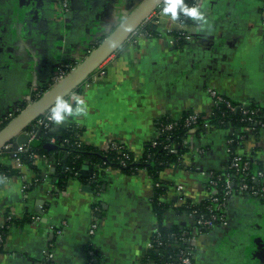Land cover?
I'll return each instance as SVG.
<instances>
[{
	"label": "crops",
	"instance_id": "crops-1",
	"mask_svg": "<svg viewBox=\"0 0 264 264\" xmlns=\"http://www.w3.org/2000/svg\"><path fill=\"white\" fill-rule=\"evenodd\" d=\"M142 1L70 0V17L64 19L54 0H23L18 6L0 0V121L22 106L27 90H48L61 62L78 64ZM263 5L262 0H195L201 18L188 24L163 8L154 11L159 36L128 38L66 99L74 110L82 102L86 111H73L56 126H76L86 145L104 149L107 141H118L138 156L156 136L162 118L211 110L210 92L237 105L264 108ZM173 33L190 41L173 46ZM229 134V129L187 134L188 152L180 166L159 175L165 192L158 199L171 205L162 225L192 227V220L174 208L185 200L206 199L207 175L228 163ZM243 146L264 167V128L248 136ZM11 161L8 152L0 153L1 165ZM32 166L42 177L37 184L27 165L19 176L0 181V227L25 215L33 218L9 227L0 264H40L49 246L52 264H86L84 244L95 202L102 208L91 239L97 264H144L158 224L151 203L153 181L144 170L127 175L111 169L95 196L78 178L68 179L65 189L57 191L51 161L47 165L35 157ZM84 168L80 177L86 182L92 176ZM226 210L224 226L204 234L194 230L197 264H264V202L232 196Z\"/></svg>",
	"mask_w": 264,
	"mask_h": 264
},
{
	"label": "trees",
	"instance_id": "trees-1",
	"mask_svg": "<svg viewBox=\"0 0 264 264\" xmlns=\"http://www.w3.org/2000/svg\"><path fill=\"white\" fill-rule=\"evenodd\" d=\"M180 3H182L186 9H196L195 0H181ZM176 16L184 24L195 22V18L185 14L179 8ZM137 32L143 34L147 38L159 36L153 20L144 21L138 27ZM182 35L183 34L180 33L171 34L176 41V45L179 47L184 45ZM63 63L70 64L72 67L76 65L71 61H65ZM35 93L37 96L34 99H37L42 94V91L37 90ZM229 102L233 106L232 109L226 108L224 105H218L211 108V116H207L205 113H199L196 126L198 127L197 132L204 131V123L214 129H229L230 134L227 140L231 141V143L228 149L233 152L243 147L245 133L242 129L249 126L253 129V134H255L261 127H264V108H260L255 104L242 106L232 101ZM21 108H23V105L20 109ZM242 108H246L249 111L257 110V115L255 117L257 121L256 125H249L244 121L245 116L242 114ZM52 109L50 112H52ZM191 113L193 112L187 111L176 120L169 117L162 118L157 125L156 136L142 148V152L138 156L118 141H116V144L121 146V149L109 148L105 150L86 145L79 140L81 132L74 125L68 128H58L51 131L40 129L41 132L38 138H36L35 133L33 139V142H36L38 145L35 147L30 145L26 146V151L18 156L23 164L27 165L35 174L34 184L39 183L42 177L32 166L33 158L37 156L52 158L55 168L53 176H56L58 179L57 191H63L65 189L68 179L78 178L84 184H87L94 194L101 192L104 186V181L101 177H95V179L91 177L86 182L81 179L80 173L84 167H87L90 173H94L95 166H99L101 168L114 169L127 175H134L144 170L153 181V197L151 203L153 213L158 220L157 233L159 234V238L153 239L152 244L154 249L147 252L142 258V262L144 264L150 261L154 264H179L177 260L178 249L176 248L175 239L182 236L183 233H185V237H193L194 228L180 227L179 224L170 226L162 225V217L167 210L171 208V205L162 203L158 199L163 196L165 192V188H163L159 182V175L167 169L179 167L183 156L188 152L185 141L189 129L185 126V120ZM167 125H172V128L161 132L162 126ZM3 127L4 125L0 126V128ZM51 139H54V144L50 143ZM46 144H51L55 149L47 152L43 149V146ZM8 154L12 157L14 153L9 151ZM228 165L229 162L224 170L212 172V174L223 177L228 172ZM260 170H264L263 163L261 161H255L251 165V174ZM20 174L19 171L11 169L10 166L0 164V181L3 178L19 176ZM156 185H159V187H156ZM219 187H222V183H219ZM206 204L205 200L199 203L185 200L179 207H175L174 210L179 216H186L195 210L205 213ZM32 220V216L25 215L22 220H9L4 226L0 227V248L2 247L3 240L8 235L10 226L15 225L21 227L25 223H31ZM197 233L204 234L208 233V231H197ZM153 236H155V234Z\"/></svg>",
	"mask_w": 264,
	"mask_h": 264
},
{
	"label": "built area",
	"instance_id": "built-area-1",
	"mask_svg": "<svg viewBox=\"0 0 264 264\" xmlns=\"http://www.w3.org/2000/svg\"><path fill=\"white\" fill-rule=\"evenodd\" d=\"M181 1V0H180ZM264 2V0H262ZM162 3L164 4L163 9H167L170 4L169 0H163ZM59 11L64 19H67L70 17L71 10L69 9V0H59ZM179 8V7H178ZM178 10V9H177ZM262 17L264 22V5L262 8ZM153 20V16L150 14L147 19L144 21ZM138 29V28H137ZM137 29L132 33L130 36L131 38L140 37V33L137 32ZM183 41L184 44H187L190 41V38L183 34ZM129 37V38H130ZM176 41L173 39L171 40V45H175ZM76 66V65H75ZM74 66V67H75ZM70 64H65L61 62L59 66L56 68L51 80H50V86H54L61 82L67 74L74 68ZM33 88L27 90L23 97V108H17L13 110L12 112L5 115L1 121L0 126L6 125L9 123L15 116L22 111L26 106H29L37 95ZM42 95V94H41ZM40 95V96H41ZM39 96V97H40ZM209 96L212 98V107L218 106V105H224L226 108L232 109L233 106L230 104L228 100H226L223 96L217 94L216 92H210ZM38 97V98H39ZM37 98V99H38ZM207 116H211L212 112L209 110L205 113ZM242 114L245 116L244 121L247 122V124L251 125L257 124V121L255 120V117L257 115V110L249 111L246 108H242ZM199 113L193 112L191 113L185 120V126L189 129L188 133L190 131L197 132L198 127L196 126V121ZM35 126L38 129H42L44 131H51L56 130L58 127L56 126V122L51 119V112H46L43 117L35 122ZM172 128V125L162 126L161 132L165 130H170ZM264 128V127H261ZM2 129V128H0ZM203 133L214 129L211 128L208 124H203ZM245 139L243 141V145L248 140V136L253 135V129L251 127H245ZM187 133V134H188ZM30 134V133H29ZM31 135V134H30ZM32 139H34V134L31 135ZM51 144H54V139H51ZM121 143V142H119ZM187 144V142L185 141ZM231 141H228L226 139V145H227V154L229 156L228 162V172L222 177V176H215L212 173H209L207 175L208 181V187H207V197L205 199L206 201V207H205V213L198 212L197 210L191 212L190 214L186 215V217L190 218L192 220V227L197 232L201 231H208L210 232L214 227L216 226H224L226 224V212H227V202L229 198L232 196H251L253 198L259 199L262 202H264V170L256 171L253 174H251V165L258 161L251 151L244 150V146L242 148L236 149L233 152H231L228 149L229 144ZM122 144V143H121ZM124 145V144H122ZM11 148V145H8L6 147L7 150ZM121 149V146H118L116 144V141H107L104 149ZM26 151V146L20 147L17 152H15L12 155V161L10 164L11 169L17 170L21 172V170L24 168L23 162L20 160V157L18 156L21 153H24ZM120 151V150H119ZM40 157L41 160L49 165V162L54 163L52 158L44 157V156H37ZM35 157L33 158L34 161ZM52 167V165H50ZM110 168H101L99 166H95L94 173H91L92 179H95V177H101L104 181V175L107 174L106 172H110ZM116 172H119L115 170ZM219 183H222V187H219ZM156 187H159V185H156ZM178 192H183L184 187L183 186H177L176 187ZM101 192L95 193V196H99ZM183 201V199H181ZM184 202V201H183ZM102 214V208L101 205L98 202H95L93 204L92 209V218L90 226L87 230V236H86V242L84 244V253L86 257V264H97L98 262V256L95 248L93 247L91 239L96 235L98 229H99V220L100 216ZM179 224L181 227V222L176 223ZM164 226V225H163ZM157 227L158 224L154 226L153 234L149 242L147 243V250L154 249L152 241L154 238L158 239L159 234L157 233ZM155 234V236H153ZM193 237H185V233H183L182 236L175 239L176 242V248L178 249L177 254V260L179 264H197L198 258L196 255V251L193 247ZM1 241V238H0ZM51 246L48 247L47 250L43 253V260L40 264H52L51 263V253H50ZM147 264H154L152 261L148 262ZM172 264V263H170Z\"/></svg>",
	"mask_w": 264,
	"mask_h": 264
},
{
	"label": "water",
	"instance_id": "water-1",
	"mask_svg": "<svg viewBox=\"0 0 264 264\" xmlns=\"http://www.w3.org/2000/svg\"><path fill=\"white\" fill-rule=\"evenodd\" d=\"M162 1L143 0L91 52L76 64L61 82L44 91L38 99L22 109L15 118L0 129V152L11 151L15 153L22 146H37L38 144L33 142L31 137L32 134L36 133V138H38L41 132L35 126V122L55 106L58 98L66 100L87 82L94 72L125 43L150 14L154 11H160L164 7ZM8 145H11L9 150L6 149ZM43 149L50 152L55 147L46 144ZM89 190L90 187L87 188V191Z\"/></svg>",
	"mask_w": 264,
	"mask_h": 264
},
{
	"label": "clouds",
	"instance_id": "clouds-1",
	"mask_svg": "<svg viewBox=\"0 0 264 264\" xmlns=\"http://www.w3.org/2000/svg\"><path fill=\"white\" fill-rule=\"evenodd\" d=\"M169 4L170 6L166 9V11L170 12L173 18H175L177 15L178 7L185 14L195 19L201 18V13H199L196 9H186L184 5L180 3V0H169ZM73 111H75L76 114H82L86 111V109L84 108L82 102H80L74 110L71 104L62 98H58L55 106L52 109L51 119L57 124H60L66 119L67 116L72 115Z\"/></svg>",
	"mask_w": 264,
	"mask_h": 264
},
{
	"label": "rangeland",
	"instance_id": "rangeland-1",
	"mask_svg": "<svg viewBox=\"0 0 264 264\" xmlns=\"http://www.w3.org/2000/svg\"><path fill=\"white\" fill-rule=\"evenodd\" d=\"M22 1H23V0H10L11 3L14 2V5H15V6H18L17 4H20ZM25 2H26V4H27V2L34 3L35 0H25ZM54 2H55V6L57 7V3H56L55 0H54ZM27 7H28V5H27ZM16 8H17V7H16Z\"/></svg>",
	"mask_w": 264,
	"mask_h": 264
},
{
	"label": "flooded vegetation",
	"instance_id": "flooded-vegetation-1",
	"mask_svg": "<svg viewBox=\"0 0 264 264\" xmlns=\"http://www.w3.org/2000/svg\"><path fill=\"white\" fill-rule=\"evenodd\" d=\"M55 1H56V3H57L58 10H60V9H59V4H58V3H59V0H55ZM69 9L71 10L70 0H69ZM59 12H60V11H59Z\"/></svg>",
	"mask_w": 264,
	"mask_h": 264
}]
</instances>
